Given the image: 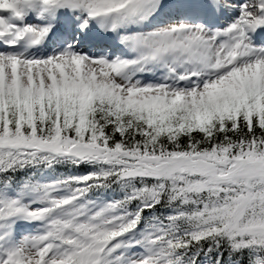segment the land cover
Wrapping results in <instances>:
<instances>
[{
    "label": "snow or ice",
    "instance_id": "1",
    "mask_svg": "<svg viewBox=\"0 0 264 264\" xmlns=\"http://www.w3.org/2000/svg\"><path fill=\"white\" fill-rule=\"evenodd\" d=\"M0 264H264V0H0Z\"/></svg>",
    "mask_w": 264,
    "mask_h": 264
}]
</instances>
